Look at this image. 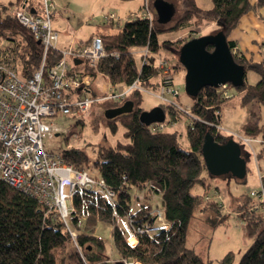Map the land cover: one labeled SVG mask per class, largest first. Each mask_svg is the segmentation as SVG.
<instances>
[{
  "label": "trees",
  "instance_id": "trees-1",
  "mask_svg": "<svg viewBox=\"0 0 264 264\" xmlns=\"http://www.w3.org/2000/svg\"><path fill=\"white\" fill-rule=\"evenodd\" d=\"M176 1L180 3L181 10L171 26L159 24L155 19L140 14L117 26L116 32L96 35L103 39L106 52L116 55L103 57L97 68L92 69V76L95 78L98 72H102L115 87L129 86L137 81L143 87L157 89L160 85V80H156L160 76L158 55L162 50L170 49L179 58L183 44L193 38L190 34L182 40L160 41L159 33L189 27L196 31L211 22L217 27L210 33L224 34L235 60L245 67L246 75L253 70L259 79L255 83H248L245 76L241 86L228 83L227 98L221 87L202 88L193 97L191 114L173 104L160 102L165 112L170 113L172 121L176 122L184 115L191 118L186 129L189 149L180 146L177 132L159 128L160 123L146 125L140 120V114L145 110L142 106L143 92L135 89L129 92L126 99L118 100L120 106L127 101L133 102L132 110L108 119L113 132L118 130L117 120L123 125L125 142L116 145L99 144L97 156L93 160L82 150H64L61 153L64 161L78 168L93 167L116 193L114 204L96 191L84 190L75 194L78 218L74 219V227L80 250L55 209L0 179V264L101 263L111 257L106 253L105 240L96 235L100 223L112 226L111 236L117 258L138 264H213L188 247L187 230L197 205L205 201L206 207H221L206 191L209 185L204 171L208 170L202 155L205 135L211 133L220 143H225L233 136L219 133L205 121L216 120L215 111L228 104L232 98V89L239 96L240 106H264V61H247L234 49L236 45L229 39L230 32L242 16L252 9L263 7L264 0L253 3L251 0H212L210 9L200 8L196 0ZM23 7L36 14L43 12L42 0H25L19 3V7L10 10L7 5L0 3V40L15 42L22 74L28 77L40 67L44 48L32 31L12 15L13 10ZM105 22L107 27H114L112 21ZM133 48L149 50L145 63V55H141V68L137 66ZM208 49L212 50L210 46ZM61 57V49H49L45 62L46 74ZM242 130L243 136L248 138H255L261 133L264 135V124L260 123L256 109L248 110ZM238 142L241 144V141ZM196 185L203 186V193L193 191ZM133 186L149 188L158 193L159 204L153 206L143 201L139 209L133 210L130 191ZM157 208L164 210L170 227L158 229L153 234H138L136 243H130L118 220L131 216L138 223L148 219L151 211ZM242 217L247 234L254 237V240L237 264H264V201L251 204L247 209L244 207Z\"/></svg>",
  "mask_w": 264,
  "mask_h": 264
},
{
  "label": "built area",
  "instance_id": "built-area-1",
  "mask_svg": "<svg viewBox=\"0 0 264 264\" xmlns=\"http://www.w3.org/2000/svg\"><path fill=\"white\" fill-rule=\"evenodd\" d=\"M42 6V14H36L25 7L12 12V15L41 41L44 48L41 65L30 76L24 77L22 74L15 42L9 39L0 40V179L38 198L47 207L55 209L77 245V231L74 227V219L78 218L74 204L75 194L84 190L96 191L114 204L116 193L107 186L103 177L99 174L94 175L90 167H75L64 161L61 154L45 148L44 119L58 114H70L75 109L87 110L91 98L85 92L89 91L93 84L92 69L97 68L103 57L116 54L107 53L103 39L94 36L84 44L70 45L61 49L62 57L48 69L46 74V56L50 48H58L59 34L54 30L51 22L56 4L52 0H42ZM142 15L152 19L147 12ZM115 20V14L105 16L107 22ZM190 33L200 32L197 30ZM148 53V48H145L143 63L147 61ZM76 60L85 63L87 69H77ZM157 65L161 77L157 89L143 87L135 81L109 94L107 98L124 100L129 92L138 89L152 94L162 103L173 104L178 109L191 114L190 108H185L172 97L179 94L174 86L173 66L162 57L157 58ZM220 87L224 90V96L229 97L228 83ZM221 110L222 106L215 111V121H205L219 132L226 130L221 123L223 118ZM163 127L164 125L160 123L159 128ZM229 133L241 137L236 132ZM246 140L249 141L248 138ZM260 182L262 189L252 191L251 195H258L260 200L264 201L263 176L260 177ZM128 222L135 237L138 234H153L158 229L170 227L161 208L151 211L150 217L144 221L137 223L129 216ZM77 248L80 250L78 245ZM80 253L84 257L81 251ZM120 262L138 264L123 258H110L98 264Z\"/></svg>",
  "mask_w": 264,
  "mask_h": 264
},
{
  "label": "rangeland",
  "instance_id": "rangeland-1",
  "mask_svg": "<svg viewBox=\"0 0 264 264\" xmlns=\"http://www.w3.org/2000/svg\"><path fill=\"white\" fill-rule=\"evenodd\" d=\"M25 0H0V3L8 6V10L19 7V3ZM176 3L177 1L174 0ZM203 3V2H202ZM181 7L178 8L176 14L180 15ZM55 11L52 12L51 22L54 29H58L62 41L64 35H68L69 39L73 37V28L67 31L57 26L56 21L64 23L65 19L56 18ZM175 17V18H176ZM174 18V19H175ZM59 23V25L61 24ZM98 20H91L85 23L78 36H89L90 31L100 27ZM116 30L114 26L112 30ZM104 31V30H103ZM192 32V31H191ZM64 35H63V34ZM203 34V32H201ZM181 34V31L169 30L159 33L161 39L173 40ZM192 33H189V35ZM188 35V36H189ZM193 36L201 35L192 34ZM187 36L181 35L177 39H185ZM176 40V39H175ZM137 66H142V48L132 49ZM158 57L166 58L171 66L174 67V86L178 90V96H172L185 108H190L194 102L191 95L188 94L185 86L186 69L180 65L177 54L170 50H162ZM84 63L77 65L82 68ZM160 76L156 80H160ZM259 79V75L250 70L247 73V82L255 83ZM119 88L111 85L107 76L98 72L91 91L87 95L91 98L90 107L81 111L73 110L70 114H58L55 117H47L44 119L43 143L48 151L61 154L69 148H76L84 151L92 160L97 156V148L99 144L116 145L118 142H125L124 127L117 120L118 130L113 132L108 124L109 117L106 112L110 109L117 108L120 102L116 99H108L107 96ZM232 98L228 104L223 107L222 125L228 132H236L241 137L233 135L237 141H241L242 155L246 159V176L238 178L232 175H219L211 177L207 171L204 175L207 177L206 189L209 197L218 202L221 207L215 209L211 206L206 207L205 201L196 206L194 215L190 220L187 230V245L194 249L205 261L211 260L213 264H237L243 253L251 245L254 237L247 234L245 221L242 217L243 208L249 207L251 204H258L260 197L252 196V191H260L262 185L260 177H264V135L259 134L255 138L243 136L242 125L245 122L248 110L254 108L260 115V123L264 124V106L257 107L250 105L242 107L238 103V94L232 89ZM160 103L159 99L152 94L143 92L142 106L145 110H150ZM191 118L187 115L182 116L178 121H172L170 113L167 111L166 119L162 124L166 131L177 132L180 146L189 149L186 129ZM249 139V141L246 140ZM90 171L97 174V171L90 167ZM67 190V189H66ZM218 190V193L216 192ZM133 210L140 208L138 205L143 201L153 206L159 204L160 195L152 189H141L133 186L131 189ZM196 193H203L204 188L196 185L193 188ZM146 195V196H145ZM158 209V208H157ZM119 226L129 235L130 226L128 219L123 217L118 220ZM111 224L100 223L97 227L96 235L103 238L106 243V253L114 258L117 257L111 239Z\"/></svg>",
  "mask_w": 264,
  "mask_h": 264
},
{
  "label": "crops",
  "instance_id": "crops-1",
  "mask_svg": "<svg viewBox=\"0 0 264 264\" xmlns=\"http://www.w3.org/2000/svg\"><path fill=\"white\" fill-rule=\"evenodd\" d=\"M52 1L56 4L55 10H53L55 11L54 14L58 13L56 14V18L67 19L63 21L64 23L57 20V26L64 29V31H67L69 28H73V37H71L70 39L68 35H64L62 33L64 35V38H62L61 41L59 35V49H64L70 45L84 44L89 41L93 36H96L98 34L116 32V30H112V28L107 27V25L105 24V16L108 14L116 15V20L113 21L114 26H121L125 21L131 20L137 15L143 14L144 12H147L149 16H151L152 19H155L159 24L171 26L174 23V18L176 17L178 8L180 7V3H176L174 0ZM255 1L256 0H251L252 3ZM196 2L197 5L202 9H210L212 7V0H196ZM91 20H98V22H100L101 24L100 27L92 29L90 31L89 36L87 37L82 35L78 36L85 23ZM60 22L61 24L59 25ZM216 27L217 25L215 23L207 22L203 25V27L199 28L198 31L201 35L209 34L213 30H215ZM54 30L57 31L58 34L59 32H61L58 29ZM180 31L181 34L175 39L179 38L181 35L188 36L189 33L193 31V27L185 28ZM201 32H203V34ZM229 39L235 43V48L244 56L247 61L256 63L264 61V6L258 9H252L245 15H243L238 25L230 32ZM159 40L163 41L168 39H161L159 37ZM81 64L83 63H76V65ZM77 69L86 70L87 66L84 63V66L82 68L78 67ZM94 80L95 78L93 77V84ZM118 88L122 89L124 88V86H119ZM90 89L91 87L89 88V91H91ZM223 107L224 106H222V109ZM219 133L225 134V131H220ZM138 205L140 206L141 203H139ZM126 236H128L130 243H136L137 237L133 235L132 229H130L129 235L126 234ZM113 259H117V257H114Z\"/></svg>",
  "mask_w": 264,
  "mask_h": 264
},
{
  "label": "water",
  "instance_id": "water-1",
  "mask_svg": "<svg viewBox=\"0 0 264 264\" xmlns=\"http://www.w3.org/2000/svg\"><path fill=\"white\" fill-rule=\"evenodd\" d=\"M38 43L41 41L38 40ZM208 46L212 50H209ZM179 60L186 69L185 86L192 97H196L206 86L216 88L226 83L241 86L245 82V67L235 60L228 40L221 32L204 34L186 41L180 49ZM133 106V102L127 101L119 108L108 110L106 114L109 118L115 117L131 111ZM165 119L166 112L161 105L143 110L140 114V120L146 125L162 123ZM202 155L207 170L212 176L225 174L238 178L246 176V159L242 155V146L234 138L220 143L211 133H207L202 146Z\"/></svg>",
  "mask_w": 264,
  "mask_h": 264
},
{
  "label": "flooded vegetation",
  "instance_id": "flooded-vegetation-1",
  "mask_svg": "<svg viewBox=\"0 0 264 264\" xmlns=\"http://www.w3.org/2000/svg\"><path fill=\"white\" fill-rule=\"evenodd\" d=\"M122 106V105H121ZM120 106H118L117 108H119ZM113 109H115V108H113Z\"/></svg>",
  "mask_w": 264,
  "mask_h": 264
}]
</instances>
